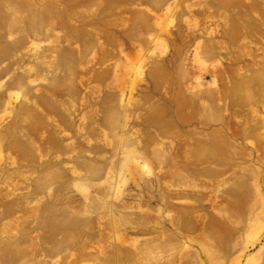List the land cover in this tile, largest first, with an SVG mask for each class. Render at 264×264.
<instances>
[{
    "label": "rangeland",
    "instance_id": "1",
    "mask_svg": "<svg viewBox=\"0 0 264 264\" xmlns=\"http://www.w3.org/2000/svg\"><path fill=\"white\" fill-rule=\"evenodd\" d=\"M0 264H264V0H0Z\"/></svg>",
    "mask_w": 264,
    "mask_h": 264
},
{
    "label": "crops",
    "instance_id": "2",
    "mask_svg": "<svg viewBox=\"0 0 264 264\" xmlns=\"http://www.w3.org/2000/svg\"><path fill=\"white\" fill-rule=\"evenodd\" d=\"M77 64V63H76ZM77 66V65H76Z\"/></svg>",
    "mask_w": 264,
    "mask_h": 264
}]
</instances>
